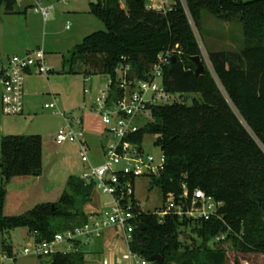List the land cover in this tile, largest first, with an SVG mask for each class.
Returning a JSON list of instances; mask_svg holds the SVG:
<instances>
[{
  "label": "trees",
  "instance_id": "1",
  "mask_svg": "<svg viewBox=\"0 0 264 264\" xmlns=\"http://www.w3.org/2000/svg\"><path fill=\"white\" fill-rule=\"evenodd\" d=\"M193 23L203 32L204 12L235 20L242 36L237 50H210L206 65L194 30L180 4L160 13L147 10L144 0H97L89 12L105 26L83 38L62 56L64 73L82 71L85 77L107 75L112 98H119L118 68L130 66L126 79H146L157 56L175 50V61L165 65L162 84L171 93L199 94L191 103L174 101L153 105L151 120L129 135L142 142L146 134L164 153V169L150 177L166 199L176 200L182 185L201 189L222 201L221 218L159 219L142 212L128 241V250L151 261L159 254L164 264H227V252L264 256V0H185ZM15 0H0L5 13L14 12ZM199 56L203 72L195 74L192 57ZM1 74V73H0ZM42 137L7 135L0 141V235L26 228L37 241L53 236L86 219L75 209V198L91 201L93 186L70 177L55 203H40L21 215L4 214L6 186L15 177L42 174ZM189 234V238H186ZM224 237L214 241L217 235ZM215 242V243H214ZM3 251L12 253L6 239ZM85 253H55L50 264H85Z\"/></svg>",
  "mask_w": 264,
  "mask_h": 264
},
{
  "label": "rangeland",
  "instance_id": "2",
  "mask_svg": "<svg viewBox=\"0 0 264 264\" xmlns=\"http://www.w3.org/2000/svg\"><path fill=\"white\" fill-rule=\"evenodd\" d=\"M14 12L5 13L4 5H0V61L17 53L21 46L29 44L30 40L45 47L47 65L51 67L48 73H35L30 78L31 98L27 97V108L23 115H7L1 110L0 102V138L2 135H33L42 137V174L36 182L12 179L6 186V195L3 210L6 215H21L40 203H55L66 189L70 177L79 178L87 172L79 155V145L74 142L57 143L55 136L63 124V118L82 117L85 138L90 146L88 152L89 164L100 162V148L105 145L111 136L105 133V125L98 113L90 110L96 97L101 95L110 78L107 75H92L85 80L82 71L77 73H62L59 66L58 53L67 48V40L72 38L79 44L82 39L95 31L105 30L104 24L88 12L89 2L97 0H15ZM42 6L52 5L53 8L47 22L35 10L37 3ZM124 4L125 0H119ZM203 32L193 23L194 33L201 49L206 65L210 66L208 51L210 50H237L240 47L242 30L235 20L218 17L214 13L204 12L202 18ZM70 27L66 29V23ZM45 42V43H44ZM49 59V60H48ZM118 75H117V77ZM156 83L160 82L157 79ZM87 90V92H85ZM179 101L191 103L193 98H200L199 94L176 95ZM55 103L54 109L45 108V104ZM62 113L64 117L60 114ZM151 120L149 113L136 119V124L143 128ZM107 136V138H105ZM146 152L155 158L161 149L155 144V137L146 134L141 142ZM1 185V176H0ZM23 185L22 187H19ZM16 186V187H15ZM93 201L89 205L82 204L80 198H75V209L93 210L102 208V202L109 198L93 190ZM134 197L145 213H153L165 203L163 192L153 186L149 176H141L134 181ZM115 231V229H110ZM115 233V232H114ZM116 234V233H115ZM121 236V233H120ZM113 233L108 234L111 240ZM6 239L12 245L14 264H48L34 255H21L19 251L33 240V234L26 228H17L9 233L0 235V244ZM95 240L90 242V246ZM87 245L81 244L85 259L90 258ZM1 247V245H0ZM0 248V252H1ZM245 255V254H244ZM234 249L227 252V264H264L262 254L253 253L244 256ZM86 264V263H85Z\"/></svg>",
  "mask_w": 264,
  "mask_h": 264
},
{
  "label": "built area",
  "instance_id": "3",
  "mask_svg": "<svg viewBox=\"0 0 264 264\" xmlns=\"http://www.w3.org/2000/svg\"><path fill=\"white\" fill-rule=\"evenodd\" d=\"M58 1L66 2V0ZM178 4L184 9L193 28V20L185 0H144L147 10L160 13L169 12ZM120 7L124 8L125 2L120 4ZM52 8V5L42 6L38 2L35 10L47 20ZM174 52L175 50H166L160 53L146 79L134 77L126 79L125 75L129 74L130 66L121 65L118 68L120 78L117 81L119 89L122 90L121 97L115 99L109 95V81L101 90V95L95 98L89 108L100 115L106 127V135L112 137V140L102 145L101 161L98 164H89L90 146L86 141L84 130L80 127V117L69 120L60 113L64 117V122L56 133L55 141L57 143L68 141L79 145L80 158L88 169L79 178L92 184L93 190L107 196L109 200L102 202L104 210L86 213L83 223L56 233L50 240L37 241L33 238L19 251L21 255L31 254L41 259H51L52 255L58 252H78L81 251V244L87 245L92 240L99 239L107 229L111 228L117 229L118 234L121 233L122 240L128 243L134 228L139 225V216L144 212L134 197V181L141 176L157 175L164 169L166 161L162 151L155 158L145 151L141 142L129 140V135L140 129L135 121L141 115L149 113L151 106L169 104L178 100L177 94L168 92L162 84V71L174 56ZM49 71L51 67L47 65L45 52L41 48L29 50L22 55L10 56L7 65L0 69L2 112L7 115L21 114L24 107L23 91L26 74ZM88 79L89 77L85 78ZM157 79L159 85L156 83ZM44 107L54 109L56 104H45ZM222 207V201L215 200L198 188L189 191L183 184L182 194L178 200L169 195L164 205L152 214L159 219L168 215L177 216L179 219H220ZM223 237L224 234L217 235L214 241ZM123 259L126 264H152L129 250ZM14 260L12 253L1 250L0 264H14Z\"/></svg>",
  "mask_w": 264,
  "mask_h": 264
},
{
  "label": "crops",
  "instance_id": "4",
  "mask_svg": "<svg viewBox=\"0 0 264 264\" xmlns=\"http://www.w3.org/2000/svg\"><path fill=\"white\" fill-rule=\"evenodd\" d=\"M88 12H89V9H88ZM43 21L47 22L48 19L47 20L43 19ZM67 25H68V27H67ZM65 27H66V29H68L70 27V23L67 22ZM73 41H75V40H73L72 38L68 39L66 41L67 42L66 50H64V52L58 53L60 55V57H59L60 71L62 69V56L64 54L68 53L75 45H77V44H75L74 46L69 47V45L74 43ZM28 43L29 44H27L25 46H21L20 48H18L16 50L17 53L14 54V55H22V54H24L25 52H27L29 50L41 48L45 52V58H47V52H46L45 47H41L39 44H37V42H34L33 40H30ZM9 57L10 56H8L7 59L4 60V61H0V69H2L4 66L7 65V61H8ZM62 73H64V72H62ZM27 74L30 77V76H32L34 74V72H29ZM29 77L24 79V91H23V104H24V107H23V112L21 114H19V115H23L26 112L25 109L27 108V106L25 105V101L27 102V97H28V100H29V98H31V96L33 95V93L31 92V86H30L31 82H30V78ZM0 92H1V90H0ZM66 118L69 119V120H72V118H68V117H66ZM80 120H81V124H80V127H81V125H82V117H80ZM63 122H64V119H63ZM0 132L2 133V131H0ZM7 135H13V134H7ZM7 135H2L1 138L4 137V136H7ZM1 138H0V141H1ZM101 151H102V146L100 148V161H101ZM14 179H18V180H22V181L26 180V181H29V183L30 182L33 183V182L37 181L38 177H36V178L15 177ZM92 201H93V195H92L91 201L88 202L87 205H89V203L91 204ZM99 210L100 209L97 207V208H94L93 210H85V211L83 210V211L85 213H88V212H91V211H99ZM4 214H5V212H4ZM111 229H114V228H111ZM110 233L114 234V237L111 240L106 238L108 236V234H110ZM95 241L96 242L95 243L93 242V244L91 246H90V243H88L87 246H86L88 248L90 247L89 249L86 248V250L90 253L89 254L90 258L86 259V262H85L86 264H126L125 260L123 259V256L127 253L128 246L122 240L120 235L118 234L117 229H115V231L107 229L104 232V234L102 235V237H100L99 239H96ZM39 259H41V258H39ZM41 260H44L48 264H50V259L49 258H43Z\"/></svg>",
  "mask_w": 264,
  "mask_h": 264
},
{
  "label": "water",
  "instance_id": "5",
  "mask_svg": "<svg viewBox=\"0 0 264 264\" xmlns=\"http://www.w3.org/2000/svg\"><path fill=\"white\" fill-rule=\"evenodd\" d=\"M138 1V0H135ZM191 60L193 61V63L195 64V74L199 75L203 72V62L202 59L199 56H194L191 58ZM171 61H175V57L172 56L171 57ZM23 185H20L19 187H22ZM16 187V186H15ZM139 229H143V224L140 223L138 225ZM186 238H189V234H186L185 236ZM151 261H153L155 264H164V260L163 258L159 255V254H154L151 256Z\"/></svg>",
  "mask_w": 264,
  "mask_h": 264
}]
</instances>
